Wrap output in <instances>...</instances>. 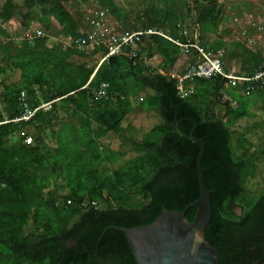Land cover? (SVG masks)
Listing matches in <instances>:
<instances>
[{"label": "trees", "instance_id": "1", "mask_svg": "<svg viewBox=\"0 0 264 264\" xmlns=\"http://www.w3.org/2000/svg\"><path fill=\"white\" fill-rule=\"evenodd\" d=\"M97 2L110 16L121 13L111 0ZM189 2L177 0V17L175 2L164 12L152 3L146 16L155 12L156 19L147 27L167 25L172 28L167 38L189 42L180 31L194 11L202 42L223 21L222 8L214 0ZM22 7V29L33 28L46 11L72 43L81 36L62 0H23ZM15 15L12 0H6L0 22ZM138 46L134 66L121 54L98 67L102 48L65 51L49 46L46 37L0 46V75L20 71L18 82H1L0 264H136L120 230L150 225L163 209L180 212L198 200L196 141L204 147L203 183L214 200L207 236L220 250L221 264H264V177L259 192L248 190L264 160V151L248 149L249 134L264 137V77L248 95L247 85L226 87L220 76L196 79L182 98L171 75L176 63L187 64L192 56L156 35L143 37ZM240 46L245 75L264 71L261 55ZM144 51L148 58L160 57L156 70L142 60ZM102 84L108 85L106 98L95 100L93 92ZM132 99L159 119L139 140L132 126H122L133 112ZM23 103L29 111L47 103L50 108L15 121ZM252 108L262 120L239 132L240 121L256 118ZM108 134L119 140L117 150L102 143ZM186 213L192 222L196 210Z\"/></svg>", "mask_w": 264, "mask_h": 264}, {"label": "crops", "instance_id": "2", "mask_svg": "<svg viewBox=\"0 0 264 264\" xmlns=\"http://www.w3.org/2000/svg\"><path fill=\"white\" fill-rule=\"evenodd\" d=\"M6 0H0V8L5 3ZM112 3L121 10V13H116V15L110 16L106 9L101 8L97 0H62V3L68 13L72 17L76 18L80 24L81 35L90 29L89 26V13L92 8V4L97 5L100 9H103L107 13V18L110 24L121 31H145L150 29H155L160 31L162 34L167 36L172 31V28L165 25L164 28L157 27H147L149 22H153L155 17V12L148 11L151 14L149 19L146 16L147 8L154 3L159 10L165 9L169 6V3H173V7L176 9L175 15L177 17V0H166V4L163 5L162 2L158 0H131L126 2L125 7H120L111 0ZM190 1V2H189ZM192 0H187L191 3ZM217 7L222 8L223 21L217 29L211 34H205L202 37L200 31L198 30V25L196 21V13L192 11V20L187 24L189 31L197 25L198 30V41L199 44L204 46V48L211 49L210 46L215 45V43H220L222 46L213 52H220L222 67L225 73L231 74L238 77H247L244 70L241 69V59L240 55L243 54L242 47L240 43H243L245 48L252 52H257L264 59V7L257 8L263 3L261 0H214ZM15 6V17L11 18L9 21L2 24L0 22V29L3 31L0 34V46L6 44V42H11L14 46H19L22 43V36L25 32L34 33L36 31H41L44 37L47 38V44L59 45L64 48L65 51L70 48H74V43L65 35L62 29L56 24V22L46 13V11L41 12L39 15L43 17L34 23L33 28L22 29L19 23V13H24L22 7L23 0H12ZM171 5V4H170ZM158 15V14H157ZM164 14H159L163 16ZM232 16V17H231ZM238 20V22H237ZM162 21V19H161ZM234 22L236 24H234ZM163 23V22H162ZM168 32V33H167ZM43 37V38H44ZM150 38V36H148ZM144 37V38H148ZM168 37V36H167ZM39 39V38H36ZM35 40V39H34ZM139 46H137L138 49ZM145 49V44L140 46V49ZM139 49V50H140ZM141 49V50H142ZM147 52L144 51L142 56L144 57L145 64L149 65L152 70H156L157 66L160 64L161 59L159 56L154 55L151 58L147 57ZM154 58V59H153ZM75 62H83L84 59L73 57ZM148 60V61H147ZM152 60H157V66H153ZM100 59L97 63V67L103 62ZM91 67V63H89ZM186 64L183 62H178L175 65L177 68V75L184 72ZM16 72L17 81H12L10 83H16L20 78V71L13 69L6 71V77H9L10 73ZM8 84V83H7Z\"/></svg>", "mask_w": 264, "mask_h": 264}, {"label": "built area", "instance_id": "3", "mask_svg": "<svg viewBox=\"0 0 264 264\" xmlns=\"http://www.w3.org/2000/svg\"><path fill=\"white\" fill-rule=\"evenodd\" d=\"M91 6L92 8L89 13L90 29L79 37L74 43V48L78 50L102 48L106 51L102 58L103 60L115 55L124 54L134 66L137 59V46L141 43L143 37L156 35L166 38L180 47L183 53L192 56V61L186 64L182 74L171 75V78H174L177 82L178 94L182 98L191 94L192 82L196 79H210L215 76H220L227 80L226 87H237L240 84H245L247 85L245 95H248L257 84L261 85L263 83L264 71H259L253 76L247 77H238L225 73L221 62V53L213 52L199 44L197 25H195L191 31L185 27L181 28L180 37L186 38L188 39L187 41H189L182 42L180 39H169L155 29L145 31H121L110 24L106 11L100 9L95 4ZM43 37V32L36 31L34 33L25 32L21 38L22 41L32 42L36 38ZM191 50H194V53ZM107 87V84H102L99 90L93 92V98L95 100L106 98ZM23 95L24 94L21 93V100ZM49 108L50 103H47L40 105L35 110L29 111L25 103H23V112L15 121H28L36 110H48ZM25 143L30 144L31 139L29 137L25 138Z\"/></svg>", "mask_w": 264, "mask_h": 264}, {"label": "water", "instance_id": "4", "mask_svg": "<svg viewBox=\"0 0 264 264\" xmlns=\"http://www.w3.org/2000/svg\"><path fill=\"white\" fill-rule=\"evenodd\" d=\"M197 160L200 195L185 210L172 212L163 209L150 225L121 229L128 240L136 264H221V252L207 236L208 224L214 217V200L203 183L201 159L202 142ZM195 209L193 221L186 211Z\"/></svg>", "mask_w": 264, "mask_h": 264}, {"label": "rangeland", "instance_id": "5", "mask_svg": "<svg viewBox=\"0 0 264 264\" xmlns=\"http://www.w3.org/2000/svg\"><path fill=\"white\" fill-rule=\"evenodd\" d=\"M114 3L120 7H125L126 2H130L131 0H113ZM150 2V0H147ZM263 3L261 6H258L257 8L264 7V0H261ZM232 17V16H231ZM238 22V20H237ZM234 24H236L234 22ZM154 59V58H153ZM142 60L144 61V57H142ZM148 61V60H147ZM146 62V61H145ZM154 62V63H153ZM153 66H157V60H152ZM12 71V70H11ZM0 75V92L2 91V85L1 82L4 81L5 83H10L12 81H17L16 72L10 73L9 77ZM140 97H143L145 93H141ZM131 106L133 108V112L127 116L125 119V122L122 123V126L126 128L128 125L132 126L135 131L137 132L135 135V138L137 140L140 139L141 135L147 131H149L154 125H156L159 122V119L157 115L154 112L145 111L142 110L136 106H139L136 99H132ZM252 112H255L256 118L253 119H247L240 121L236 129L239 132H243L245 129H250L255 122H259L262 120V114L257 108H252ZM134 135V134H133ZM248 138L252 142V146L248 148L250 151L253 150V148L256 147V150L258 151H264V137L262 133H252L248 135ZM103 144L108 145L111 150H117L119 148V140L113 135L108 134L106 138L101 140ZM132 155H128L126 159L130 158ZM264 177V160L260 163L258 170H257V176L255 179L251 180L248 184V190L250 193H257L261 189V179ZM236 213L240 214V210L236 209Z\"/></svg>", "mask_w": 264, "mask_h": 264}]
</instances>
